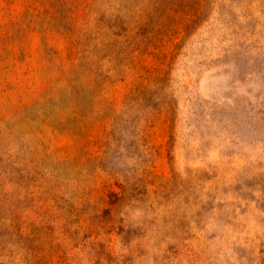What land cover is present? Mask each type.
I'll return each mask as SVG.
<instances>
[{
    "label": "rangeland",
    "instance_id": "1",
    "mask_svg": "<svg viewBox=\"0 0 264 264\" xmlns=\"http://www.w3.org/2000/svg\"><path fill=\"white\" fill-rule=\"evenodd\" d=\"M0 264H264V0H0Z\"/></svg>",
    "mask_w": 264,
    "mask_h": 264
}]
</instances>
